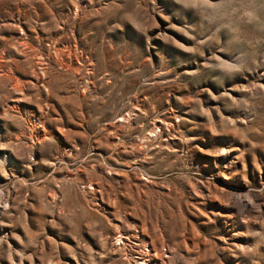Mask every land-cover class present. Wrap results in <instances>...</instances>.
Listing matches in <instances>:
<instances>
[{"label":"rangeland","instance_id":"374dc122","mask_svg":"<svg viewBox=\"0 0 264 264\" xmlns=\"http://www.w3.org/2000/svg\"><path fill=\"white\" fill-rule=\"evenodd\" d=\"M138 243L264 264V0H0V264Z\"/></svg>","mask_w":264,"mask_h":264},{"label":"built area","instance_id":"2783aa9c","mask_svg":"<svg viewBox=\"0 0 264 264\" xmlns=\"http://www.w3.org/2000/svg\"><path fill=\"white\" fill-rule=\"evenodd\" d=\"M120 237H124L125 239H129L127 234L119 233ZM136 237L138 234L136 233ZM123 241V240H121ZM135 243V242H134ZM145 247H142L140 243H138V249L132 248L133 252V259L135 260L136 264H150V257L155 254L157 251L153 249L151 246L149 247L146 243L144 244Z\"/></svg>","mask_w":264,"mask_h":264},{"label":"bare ground","instance_id":"6f19581e","mask_svg":"<svg viewBox=\"0 0 264 264\" xmlns=\"http://www.w3.org/2000/svg\"><path fill=\"white\" fill-rule=\"evenodd\" d=\"M129 236V235H128ZM141 244V243H140ZM154 248V247H153ZM159 259V258H158Z\"/></svg>","mask_w":264,"mask_h":264}]
</instances>
